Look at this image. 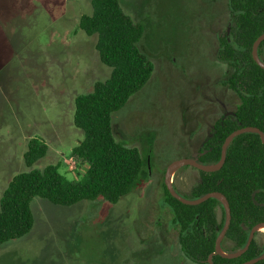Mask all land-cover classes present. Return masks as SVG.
Returning a JSON list of instances; mask_svg holds the SVG:
<instances>
[{"label":"rangeland","instance_id":"rangeland-1","mask_svg":"<svg viewBox=\"0 0 264 264\" xmlns=\"http://www.w3.org/2000/svg\"><path fill=\"white\" fill-rule=\"evenodd\" d=\"M121 4L144 26L139 45L154 71L112 125L118 140L139 148L145 172L117 203L65 206L36 196L33 228L0 245V264H199L180 248L164 185L168 166L198 157L214 121L238 102L222 84L229 67L217 57L230 25L227 0ZM92 11L91 0H0V199L14 175L33 168L60 162L62 173L78 178L71 150L84 132L74 125L75 98L112 71L100 59L98 35L80 28ZM34 137L49 150L28 166ZM199 180L200 171L186 165L173 185L190 198ZM258 241L264 246V231Z\"/></svg>","mask_w":264,"mask_h":264},{"label":"trees","instance_id":"trees-1","mask_svg":"<svg viewBox=\"0 0 264 264\" xmlns=\"http://www.w3.org/2000/svg\"><path fill=\"white\" fill-rule=\"evenodd\" d=\"M91 4L92 13L82 15L79 25L88 35H98L100 59L112 71L109 78L96 82L92 92L75 98L74 125L84 132L83 139L71 150L78 178L62 173L60 162L14 175L0 199V245L33 228L32 201L36 196L65 206L97 198L117 203L133 191L145 172L139 148L118 140L112 125L113 113L126 105L154 71V63L139 45L144 26L124 11L121 0H91ZM227 7L231 29L219 37L217 57L229 67L222 84L232 90L238 102L231 114L215 120L212 135L198 156L203 164L220 161L225 139L234 130L254 126L264 131V68L253 56V44L264 33V0H227ZM258 55L264 61V40ZM48 150L46 141L31 138L24 153L26 164L32 166ZM198 170L200 180L190 198L212 191L223 193L232 219L222 249L233 253L245 248L253 227L264 222V142L260 134L237 135L227 147L221 168ZM164 197L179 226L180 248L192 262L244 264L264 253L258 241L260 231H256L245 251L236 256L217 253L210 262L226 220L221 200L211 197L186 204L175 198L166 184ZM253 264H264V259Z\"/></svg>","mask_w":264,"mask_h":264},{"label":"water","instance_id":"water-1","mask_svg":"<svg viewBox=\"0 0 264 264\" xmlns=\"http://www.w3.org/2000/svg\"><path fill=\"white\" fill-rule=\"evenodd\" d=\"M264 40V33L261 34L254 42L253 44V56L254 59L257 61V63L259 65H261L264 68V61L259 57L258 55V47L259 45L262 43V41ZM245 132H257L260 134L262 141L264 142V131H262L260 128L258 127H254V126H245V127H241L239 129L234 130L233 132H231L225 139V142L223 144L222 147V154H221V159L218 163L215 164H203L198 160V157H185V158H181L176 160L175 162L171 163L167 170H166V185L167 188L169 189L170 193L177 199H179L180 201H182L183 203L186 204H198L203 202L204 200L211 198V197H216L219 200H221V202L224 205L225 211H226V220H225V224L224 227L222 229V231L220 232V234L218 235L217 239H216V244H215V251L212 252L209 256V261H212V258L215 254L217 253H221L223 255H227V256H236L239 255L240 253H242L243 251H245L249 245L251 244L254 235H255V231L258 230L257 226L260 224H264V222L257 224L256 226L253 227V229L251 230L249 239L247 241V244L245 246V248L240 249L236 252L233 253H229L226 254V252L222 249V240L224 239V237L226 236V233L230 227L231 224V219H232V213H231V207L229 204L228 199L226 198V196L218 191H212V192H208L206 194H204L203 196L199 197V198H187L185 196H183L182 194H180L174 187L173 185V179L174 177L171 179V171L172 169L176 166L179 165V167L177 168V170L182 167L183 165H191L197 169L200 170H204V171H212V170H217L219 168H221L223 166V164L226 161V156H227V147L228 145L231 143L232 139L234 137H236L239 134L245 133ZM176 170V171H177ZM176 173V172H175ZM175 173L173 176H175ZM261 259H264V253L244 264H253Z\"/></svg>","mask_w":264,"mask_h":264},{"label":"flooded vegetation","instance_id":"flooded-vegetation-1","mask_svg":"<svg viewBox=\"0 0 264 264\" xmlns=\"http://www.w3.org/2000/svg\"><path fill=\"white\" fill-rule=\"evenodd\" d=\"M229 24H230V25H229V27H228V30H227L226 34H227V33H230L231 23L229 22ZM219 37H220V36H219ZM219 37H218V40H219ZM232 112H233V110H232V111H225V112L223 113V115L226 116V115L231 114ZM218 118H219V117H218ZM218 118H217V119H218ZM217 119H216V120H217ZM214 122H215V121H214ZM213 125H214V123L212 124V129H213ZM211 135H212V131H211V133H210L209 136H211ZM209 136H208V137H209ZM203 144H204V143H202V147H203ZM201 153H204V152H201ZM175 171H176V170H175ZM256 231H260V230H256ZM256 231H255V232H256ZM254 236H255V235H254Z\"/></svg>","mask_w":264,"mask_h":264},{"label":"bare ground","instance_id":"bare-ground-1","mask_svg":"<svg viewBox=\"0 0 264 264\" xmlns=\"http://www.w3.org/2000/svg\"><path fill=\"white\" fill-rule=\"evenodd\" d=\"M178 167H179V165H176V166L172 169V171H171V179H172V176H173L175 170H176ZM257 229H258V230H261V231H264V224H260V225H258V226H257ZM226 254H229V253H226Z\"/></svg>","mask_w":264,"mask_h":264},{"label":"crops","instance_id":"crops-1","mask_svg":"<svg viewBox=\"0 0 264 264\" xmlns=\"http://www.w3.org/2000/svg\"><path fill=\"white\" fill-rule=\"evenodd\" d=\"M82 170V169H81ZM174 175V174H173ZM174 176H172V178H173Z\"/></svg>","mask_w":264,"mask_h":264},{"label":"built area","instance_id":"built-area-1","mask_svg":"<svg viewBox=\"0 0 264 264\" xmlns=\"http://www.w3.org/2000/svg\"><path fill=\"white\" fill-rule=\"evenodd\" d=\"M75 164V163H74ZM73 167V166H72Z\"/></svg>","mask_w":264,"mask_h":264}]
</instances>
